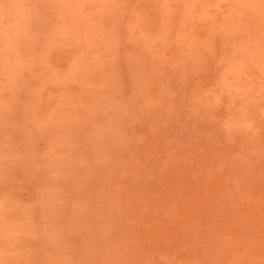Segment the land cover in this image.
<instances>
[{"label": "clouds", "instance_id": "obj_1", "mask_svg": "<svg viewBox=\"0 0 264 264\" xmlns=\"http://www.w3.org/2000/svg\"><path fill=\"white\" fill-rule=\"evenodd\" d=\"M0 264H264V0H0Z\"/></svg>", "mask_w": 264, "mask_h": 264}]
</instances>
